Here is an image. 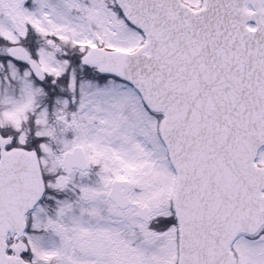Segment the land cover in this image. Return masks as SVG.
Here are the masks:
<instances>
[{
  "label": "snow or ice",
  "instance_id": "obj_1",
  "mask_svg": "<svg viewBox=\"0 0 264 264\" xmlns=\"http://www.w3.org/2000/svg\"><path fill=\"white\" fill-rule=\"evenodd\" d=\"M0 264H264V0H0Z\"/></svg>",
  "mask_w": 264,
  "mask_h": 264
}]
</instances>
